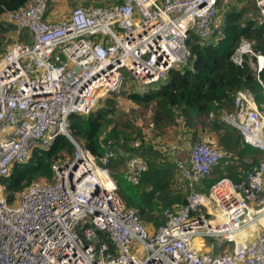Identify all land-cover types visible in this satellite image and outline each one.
Masks as SVG:
<instances>
[{
    "label": "built area",
    "instance_id": "1",
    "mask_svg": "<svg viewBox=\"0 0 264 264\" xmlns=\"http://www.w3.org/2000/svg\"><path fill=\"white\" fill-rule=\"evenodd\" d=\"M223 1L122 0L48 19L47 0H32L8 15L28 43L0 58V264H264V160L240 181L223 178L203 192L198 185L226 153L218 141H195L176 161L186 203L166 208L165 222L152 231L103 165L113 154L98 160L70 134L72 116L90 114L99 98L120 91L122 70L143 91L187 65V42L214 37ZM255 2L264 18V0ZM246 60L262 83L264 54L242 39L232 62L242 67ZM234 102L235 111L221 119L264 151V110L247 90ZM59 136L71 140L74 153L54 164V181L32 184L9 203L1 179ZM146 169L140 156L129 155L124 175L138 184ZM210 238L231 248L200 253Z\"/></svg>",
    "mask_w": 264,
    "mask_h": 264
},
{
    "label": "trees",
    "instance_id": "2",
    "mask_svg": "<svg viewBox=\"0 0 264 264\" xmlns=\"http://www.w3.org/2000/svg\"><path fill=\"white\" fill-rule=\"evenodd\" d=\"M31 1L0 0V58L16 43L11 42L10 31L17 32V27L9 22L8 15L27 7ZM121 1L104 0L97 6H89V2H86L84 7L110 9ZM50 2L47 0L48 6ZM222 3L219 5L218 20ZM247 3L244 10L232 6L227 11L222 33L216 36L217 40L203 42L197 36H192L189 42L192 52L190 62L173 69L160 83L131 94H111L103 98L90 114L70 118L71 136L98 160L108 152L113 153L103 165L110 170L127 207L138 212L146 227L153 224L158 228L165 222L164 210L185 204L188 196L176 163L171 161L174 164L171 165L169 160L157 162L158 157L165 155L159 142L168 128L185 127L192 133L189 135L191 144L202 140L204 134L213 137L218 134V138H215L226 157L198 185L203 192H208L214 183L223 178L240 181L264 160V151L246 144L239 132L225 121L216 119L210 122V128L205 125L211 113H221L222 117L224 113L235 111V96L240 90L251 92L264 110V71L260 83L247 60L242 67L232 62V55L242 39L251 41L255 51L264 54V18L256 2L248 0ZM245 12H250V16H245ZM21 34L22 39L18 41L28 43V34L25 31ZM119 99L131 101L142 108L144 112L136 115L135 121L147 116L146 124L152 130V136L143 126L135 124L133 117L122 122V126L117 125ZM73 153L74 145L65 136L57 137L49 148H36L28 163L15 164L11 173L1 179L8 202L15 203L19 195L36 180L53 182L54 164L66 160ZM129 155H138L146 163L147 169L138 184H133L124 175V165Z\"/></svg>",
    "mask_w": 264,
    "mask_h": 264
},
{
    "label": "rangeland",
    "instance_id": "3",
    "mask_svg": "<svg viewBox=\"0 0 264 264\" xmlns=\"http://www.w3.org/2000/svg\"><path fill=\"white\" fill-rule=\"evenodd\" d=\"M247 1L248 0H226L222 3V6L220 7L221 15H220L219 20L216 21L217 32H216V35H214V37L210 39V41L217 40L216 36H219V34L222 33L223 23L225 21V15H226L227 11H230L232 6L233 7L237 6V8L239 10L240 9L244 10L245 7L249 4V3H247ZM250 1L255 2V0H250ZM86 2H89V4H90L89 6H91V5L97 6L96 4L104 3V0H51L50 5L48 6V14L50 17H52L54 19H60V18L68 17L73 8L84 7V6H86L85 5ZM250 6H252V5H250ZM244 14H245V16H247V15L250 16V12H245ZM4 22L6 23V21H4ZM18 31H20V34L21 33L24 34V31L19 30L18 28H17V32L10 31V33H11L10 38H11V42L13 44L15 42L19 43L18 40L22 39L23 35L21 34V38H19L20 34ZM189 42H190V40L187 42V46L190 48ZM121 72H122L123 77H124L123 87L115 95L121 96L122 92H124V94L125 93L131 94V93H134L135 91H138L137 89L140 86L139 82L134 80L133 78H131L129 76V74L127 72H125V70H122ZM102 99H103V97L99 98L96 108L100 105ZM119 100H120V103L118 104L117 108H118V110H120V113H119L117 120H116L117 125L122 126V122L130 120L133 117L135 124H138L139 126H143L145 131L149 132L150 136H152L153 135L152 130H150L148 125L146 124L148 121L147 116H145L143 118L142 117L137 118L135 121V116L140 114L143 111L142 108H139L137 105L133 104V102H131V101L129 102V101H126L124 99H119ZM220 114L221 113H219V114L213 113V116H209V119H206L205 125H207L209 127L210 122H213L216 119L220 120L221 119ZM220 123L223 124L222 121ZM223 126H225V125H223ZM209 133H211V132H209ZM191 134L192 133L188 132L186 130V128L183 126H181V127L180 126H173V128H171V129L168 128L165 136L163 137V140L161 142H159V147L165 155H163L164 157H158L157 162L162 163V161H164V160H169L170 162L173 161L174 163H176V161L179 158H185L186 153L189 151V149L191 148V145H192L191 141H190V137H189V135H191ZM214 136L216 138H218V134H216ZM165 156L167 158H165ZM125 165H126V163H125ZM125 165H124V167H125ZM171 165H174V164L171 162ZM41 183H43L42 180H36L33 182V184H41ZM21 194L19 196H21ZM147 228L153 231L155 227L153 226V224H150L147 226ZM210 242L212 243L213 247L216 250V255H220V254L224 253L227 248H231V243L223 241V240L218 239V238H210ZM140 249H141V246L139 244H134L131 247V250L133 252H136L137 255L140 254V252H139Z\"/></svg>",
    "mask_w": 264,
    "mask_h": 264
},
{
    "label": "crops",
    "instance_id": "4",
    "mask_svg": "<svg viewBox=\"0 0 264 264\" xmlns=\"http://www.w3.org/2000/svg\"><path fill=\"white\" fill-rule=\"evenodd\" d=\"M49 15V14H48ZM48 19H54V18H52V17H50V16H48ZM201 138L202 139H204V138H206V139H210V140H214V141H217V139L215 138V137H213V136H211V135H209V134H204V135H202L201 136ZM188 157V152L186 153V156H185V158H187ZM184 158V159H185ZM154 229H156V228H154ZM200 239H199V241H198V243H200ZM207 242V245H206V247H204V248H201V250H200V253H202V254H205V255H214V254H216V250H215V248L213 247V245H212V243L210 242V239H208V240H206Z\"/></svg>",
    "mask_w": 264,
    "mask_h": 264
},
{
    "label": "bare ground",
    "instance_id": "5",
    "mask_svg": "<svg viewBox=\"0 0 264 264\" xmlns=\"http://www.w3.org/2000/svg\"><path fill=\"white\" fill-rule=\"evenodd\" d=\"M199 239H200V238H197V239L195 240V242L198 243Z\"/></svg>",
    "mask_w": 264,
    "mask_h": 264
}]
</instances>
